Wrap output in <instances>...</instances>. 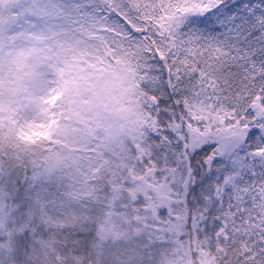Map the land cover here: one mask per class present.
Segmentation results:
<instances>
[{"label": "snow or ice", "instance_id": "obj_1", "mask_svg": "<svg viewBox=\"0 0 264 264\" xmlns=\"http://www.w3.org/2000/svg\"><path fill=\"white\" fill-rule=\"evenodd\" d=\"M0 264H264V0H0Z\"/></svg>", "mask_w": 264, "mask_h": 264}]
</instances>
